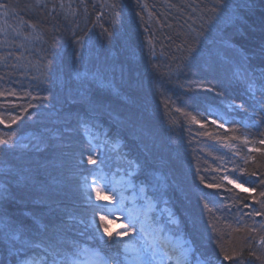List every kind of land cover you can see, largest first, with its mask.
I'll list each match as a JSON object with an SVG mask.
<instances>
[{
    "label": "trees",
    "instance_id": "trees-1",
    "mask_svg": "<svg viewBox=\"0 0 264 264\" xmlns=\"http://www.w3.org/2000/svg\"><path fill=\"white\" fill-rule=\"evenodd\" d=\"M226 4L210 26L213 0H0L27 38L14 43L23 44V58L13 46L0 49V136L15 132L16 145L0 150V186L4 172L13 173L0 214L29 226L37 240L50 234L45 226L63 222L65 238L81 244L78 258L85 246H102L111 264H128L120 245L88 238L96 229L80 223L92 216L80 184L92 171L127 172L133 160L140 165L132 176L136 187L146 176L160 184L158 222L170 227L171 218L203 264H264V112L253 107L243 76H233L245 56L257 74L264 69V0ZM201 29L208 37L198 45L203 55L187 64L184 50ZM96 72L110 86L89 78ZM84 89L108 107L99 120L85 113ZM69 113H80V121H71L70 144ZM56 132L68 145L62 154L36 150L38 137ZM89 148L97 149L95 165L80 163ZM225 175L248 190L228 184ZM97 208L96 215L106 214ZM14 243L19 247L0 236L3 264L24 255ZM29 257L44 261L43 245Z\"/></svg>",
    "mask_w": 264,
    "mask_h": 264
},
{
    "label": "snow or ice",
    "instance_id": "snow-or-ice-1",
    "mask_svg": "<svg viewBox=\"0 0 264 264\" xmlns=\"http://www.w3.org/2000/svg\"><path fill=\"white\" fill-rule=\"evenodd\" d=\"M226 7V0H213L211 11L216 15L208 18V24L210 26L220 18L219 13ZM193 31L195 32V35L192 36V42L184 50L185 55L183 60L186 61L187 64H194L199 58H201L204 49L198 45L200 44L201 37L208 39V37H205L203 29H201V31ZM187 64L184 66H187ZM241 75L247 81V90L251 93L249 99L254 101L253 107L258 106L260 112H264V69H261L257 74L256 70L247 64V57L245 56L238 62V71L233 73V76L237 78ZM89 78L97 81L101 87L110 86L99 72L92 73ZM198 87L204 86L198 85ZM206 90L209 92L215 91V89L211 87H208ZM257 92L259 93L258 97L256 94ZM0 95L3 94L0 93ZM12 95H15V93H12ZM216 95L223 96L224 93L216 91ZM82 101L85 113L90 120H99V118L108 111V107L103 99L92 95L88 89H84ZM28 107H34V105L29 104ZM232 107L234 109L247 111L243 103H233ZM24 111L27 112V108H25ZM18 119L19 117L13 116L11 124H15ZM73 119L80 121V113H69V116L66 118V129L69 136V144L71 121ZM192 119L193 121L196 120L194 116ZM4 123L5 121L0 118V124ZM81 123L84 126H88V120L81 121ZM213 123H216V121H213ZM11 124H7L6 126L11 127ZM219 127L223 128L224 124L221 123ZM14 136L15 132L9 134L6 138L4 136H0V150L15 148L16 145L13 141ZM233 139H236V137H233ZM244 140L245 143L248 142L247 137H245ZM260 143H264V140L260 141ZM66 146L68 145L64 142V134L59 132L53 133L50 137L41 135L35 143L37 151H40L43 148L45 151L51 149L53 153L59 152L61 154L62 150ZM87 151L88 154L86 157L84 156L83 151L80 153L82 157L80 163H84L86 160L87 164H97V159L94 158L96 156L97 149L89 148ZM128 164L130 171L126 173V179L123 181L124 183H129L133 173H135L140 167V165L133 160L128 161ZM3 175L5 184L0 186L2 187L0 197H3L4 194L10 193L8 178L13 175L11 168L7 169ZM89 175L94 177L92 182L90 183L88 181V177L85 176L83 177V182L80 184L81 189H83L80 196L83 202L87 205L85 211H90L92 213V219L90 221H85L83 219L80 221L86 229L91 228L93 224H96L95 216L99 211L97 205L92 203L93 194L95 196V200L100 201L104 198L101 196V192L107 189V191L112 194L107 197L110 201L115 200L116 196L119 195V201L123 206L125 200V197L119 192V185L121 184V181L113 182L107 176L98 175L95 171L90 172ZM222 179L226 180L228 184H234L237 188L243 187V185L237 183L236 180L231 179L228 175L223 176ZM19 182L20 181H17V183ZM24 182L25 184L29 182L27 177L24 178ZM133 187H136V185H133ZM150 187L152 189L151 195L148 194V189ZM207 187H219V185H207ZM138 189L140 193L144 194L145 203L139 207L134 204L132 207L127 208V223L124 226L123 231H117L115 235H113L107 227V216L100 215L96 231L89 233L88 238L91 240H99L101 245H120L125 253H131L132 264H189L188 257L191 255L193 250V242L183 239L182 237H175L181 239L183 242L178 246H170L169 242L165 238L164 226L155 225L154 220H152L150 216L151 210L156 205L157 197L161 195L159 182L157 181L153 184L151 178L146 176L145 180L141 181L138 185ZM249 191L251 190L249 189ZM260 195L264 196V192ZM245 206L247 207V205ZM141 217H143V219H141ZM149 221H151V224H149ZM62 224L63 222H61V224H53L51 225L50 230L47 229V226H45L46 231H49L50 234L42 240H37L32 235L29 226L13 220L10 216L4 213L0 214V236H2L5 241H8L10 237L13 240L19 241V247H17L14 243L13 248L16 250L17 254L23 253L24 255L19 259V261H17L16 257H14V264H33V262L30 261L29 253L32 251L34 245H43L44 248L45 259L44 261H40L39 264H81V261L78 258L81 244L75 239L69 241L65 238ZM173 225L174 222L170 218V232L172 230L171 226ZM149 227H151L153 240L146 243L147 237L149 236ZM103 237H107V239H103ZM262 242H264V238H262ZM102 253H104V248L102 246L97 249H93V254L96 257L95 264H111V261L107 258L106 253ZM224 259L231 260L232 257L225 254ZM0 264H3V262L0 261Z\"/></svg>",
    "mask_w": 264,
    "mask_h": 264
},
{
    "label": "rangeland",
    "instance_id": "rangeland-1",
    "mask_svg": "<svg viewBox=\"0 0 264 264\" xmlns=\"http://www.w3.org/2000/svg\"><path fill=\"white\" fill-rule=\"evenodd\" d=\"M17 25H18V23L16 22V20H14V21L9 20L6 16V13L0 9V49L6 50L7 48H10L11 46H13V47H15L16 51H18V50L21 51V57L23 58V51H24V50H22V49H24L23 44H18V46H15L14 43L16 42V40L18 38H21L24 41H26L27 38H26L25 34H24V36L20 37V32H19L20 27ZM117 171H118V173H120L119 175H116L115 172L108 174L105 171H103L102 169L99 170V172L97 174L98 175H105L110 180H112L113 182L121 181V184L119 185V192H120V194H122L125 197L123 206L121 205V203L119 201V195L116 196L115 200L110 201L107 198L110 195H112L111 193H109L107 191V189H105L104 191L101 192V196L104 197L103 199H101L100 201H96L95 196L93 194V200H92L93 202H95L96 205L103 207V209L106 211V214H103V215L107 216V221H106L107 227H108L109 231L113 233V235H115V233L117 231H120L118 228V226L120 224L127 223L126 220L125 221L115 220L114 216L115 215L126 216L128 207H132L134 204H135V206L139 207L145 203L144 194L139 192L138 187H133V185H135V184L133 183L134 181L132 178H130L129 183L123 182L126 179V173H128L130 170L127 172H124L123 169H118ZM93 179H94V177L89 178L88 181L91 183ZM237 183H239V182H237ZM239 184H241V183H239ZM238 189L248 190V188L244 185L242 188H238ZM156 213H158V212H156L153 208L150 212V216H151L152 220H154L155 225H162L156 219V216L154 215ZM100 215H102V214H98L95 216L96 224H93L91 226V228H95V229L97 228V226L99 224V216ZM91 219H92V216L89 219V221ZM141 219H143V217H141ZM149 224H151V221H149ZM164 228H165V226H164ZM88 229L89 228H87V230ZM148 230H149V236L147 237L146 243L151 242L153 240V234L151 231V227H149ZM101 233H102V229H101ZM173 233H174V235H173ZM175 237H182L184 239V237L180 233L174 232L173 229L170 232L169 227H166L165 228V238L169 242L170 246H178L183 242L181 239H178ZM93 249H96V248H89V247L85 246V249L83 250V254L79 258V260L81 261V264H95L96 257L93 254ZM122 252L124 254V258L127 261V263L132 264L131 253H125L123 251V249H122ZM188 260H189V264H203V262L193 254V250L191 252V255L188 257ZM30 261L33 262V264H36L34 260H30Z\"/></svg>",
    "mask_w": 264,
    "mask_h": 264
},
{
    "label": "bare ground",
    "instance_id": "bare-ground-1",
    "mask_svg": "<svg viewBox=\"0 0 264 264\" xmlns=\"http://www.w3.org/2000/svg\"><path fill=\"white\" fill-rule=\"evenodd\" d=\"M114 219L115 220H120V221H125L126 220V216H124V215H115ZM126 222H127V220H126ZM125 225H126V223L120 224L118 226L119 230L123 231V228H124Z\"/></svg>",
    "mask_w": 264,
    "mask_h": 264
}]
</instances>
